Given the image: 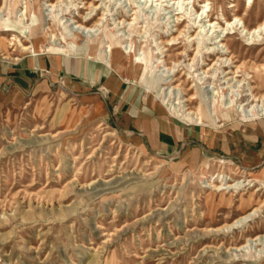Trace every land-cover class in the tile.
Wrapping results in <instances>:
<instances>
[{
	"label": "rangeland",
	"instance_id": "obj_1",
	"mask_svg": "<svg viewBox=\"0 0 264 264\" xmlns=\"http://www.w3.org/2000/svg\"><path fill=\"white\" fill-rule=\"evenodd\" d=\"M85 1L92 0H0V23L13 21L16 29L0 32V64L35 54L21 46L30 45L31 30L41 36L50 27L55 44L64 45L62 37L69 42L66 51H48L46 41L39 54L96 61L70 41L93 42L104 57L110 35L125 55L150 60L155 92L119 76L143 86L153 116L163 112L199 133L168 154L124 128L100 87L62 80L26 94L0 87V264H264V239L235 250L264 235V188L248 184L251 175L264 181V30L248 32L264 20V0H208L206 9L205 0H100L97 10ZM89 12L93 18L84 23ZM177 17L183 35L170 42ZM209 20L220 27H209ZM73 21L92 32L82 35ZM198 31L193 48L204 37L201 48L214 53L221 49L218 36L226 35L230 54L222 58L232 60L226 67L208 69L213 54L208 66H192V51L184 57L187 37ZM167 68L177 79L169 86L162 82ZM177 84L180 91L171 89ZM183 93L198 97L187 102L190 109L202 104L221 122L176 119L173 113L186 108ZM218 175L245 186L216 190ZM255 208L250 221L225 229Z\"/></svg>",
	"mask_w": 264,
	"mask_h": 264
},
{
	"label": "crops",
	"instance_id": "obj_2",
	"mask_svg": "<svg viewBox=\"0 0 264 264\" xmlns=\"http://www.w3.org/2000/svg\"><path fill=\"white\" fill-rule=\"evenodd\" d=\"M60 80L79 89L100 87L106 93L101 94L103 102L114 108L120 124L142 133L160 152H176L178 146L197 138L195 127L180 125L163 112L153 116L156 109L146 102L153 99L143 88L122 80L103 62L64 54H34L0 64V87L9 92L26 94Z\"/></svg>",
	"mask_w": 264,
	"mask_h": 264
},
{
	"label": "bare ground",
	"instance_id": "obj_3",
	"mask_svg": "<svg viewBox=\"0 0 264 264\" xmlns=\"http://www.w3.org/2000/svg\"><path fill=\"white\" fill-rule=\"evenodd\" d=\"M100 0H92L91 2L89 1H85L84 2V5H87L88 7H91V9H95L97 10L99 8V6L96 5L97 2H99ZM152 0H144V3H148ZM187 0H173V5L176 4V5H179L181 3H186ZM250 2H252V0H249ZM208 0H205L204 1V5H203V8H208ZM143 3V2H142ZM172 4V3H171ZM144 5V4H143ZM148 5V4H147ZM49 6H52V5H48ZM146 6V5H145ZM133 10V9H131ZM135 11V10H134ZM136 13V12H135ZM207 17H208V14H207ZM92 15H91V12H89L85 17H84V23L85 22H88V20L92 19ZM34 19V18H33ZM32 19V20H33ZM98 20H102L101 18H99ZM34 21V20H33ZM176 21L178 23V25H176V30L175 32L177 33V36L175 37H172L171 41H177L182 35H183V31L184 30H181L179 29L180 26L184 23V21L181 22L180 18L177 17L176 18ZM209 27H212V28H216L217 27H220L218 25V23H211V21L209 20ZM42 23V21H41ZM73 23H75L77 26V32L81 31V34L84 35L85 33L86 34H90L92 31L87 28V26H84L83 24H78L76 21H73ZM32 24V22H31ZM15 27V22H10V20H2V23H0V32H15L16 29L14 28ZM185 28H187L188 30H191L193 29V26H190L189 24H186L184 26ZM23 28H26V27H23ZM217 29V28H216ZM226 29V28H224ZM261 30H264V20L259 23L257 25V27L251 29V30H248L249 34H254V33H257ZM35 32H38L37 29H35ZM200 32L201 31H198L195 36H188L187 37V40L186 42L188 43L184 50L181 52L184 57H188L190 55V52H194V56L191 57L189 60L191 62V65L193 66V64L195 62H197V65H200V66H203V65H209V63H206L207 61V58L210 57V54H213V56H216V60L213 61V64L211 67H209L208 69H211L213 66H219V67H226V62L229 61L231 62V58H222L223 55H226V54H230V51H229V47L226 43H224V38L226 37V35H222L220 33V35L218 36V45L220 44V50L217 51V53H214V52H209L208 50L207 51H203V49L201 48V44L202 42L204 43L205 40L204 37L201 40V42L197 43V46L193 48V45H191V42H194V40H197V36L200 35ZM42 35L41 36H36L34 34V30H31L30 32V35H31V39L32 41L30 42V45L29 46H25V45H21L23 47V50L24 51H32L34 52L35 54H39L41 53V50H42V46L45 45L46 41L47 42H50V46L48 45V51H66V46L65 45H68L69 42L66 41L65 38L62 37V39L64 40V45H62V43L60 42V44H55L54 41L56 40L59 41V39H57V35L53 32L52 29H50V27L46 28V31H42L41 32ZM61 35L63 36V33H61ZM87 37V36H86ZM107 37L110 39V42L107 46V55H105L104 57L101 56V54H98L97 53V50L96 48L94 47V45H92V43L90 42H87L86 45H81V44H78L76 42V40H73V41H70L73 45V47L75 48L76 52H84L88 57H92L94 55H96L100 60H102V62L105 63V65L110 68V69H114L118 74H124L126 75L127 77V80H134V81H138L142 84H145L148 85L150 84L149 81H148V76H149V73L151 72V63H150V60L149 59H133L131 56L129 55H125V51H121L120 48L121 47H117L115 42L113 41V37L110 36V35H107ZM115 39V38H114ZM50 40V41H49ZM53 40V41H52ZM61 41V40H60ZM224 41V42H223ZM119 43V42H118ZM118 45V44H117ZM125 48V47H124ZM127 50V49H126ZM101 52V51H100ZM56 53V52H55ZM129 53V51H128ZM221 54V56H218L217 54ZM103 54V53H102ZM68 56H71L73 54H70L68 53L67 54ZM117 56H119V58H117ZM74 57H77V56H74ZM80 58V57H79ZM99 60V61H100ZM209 61H212L210 59H208ZM160 63H164V61H159ZM165 66V65H164ZM236 68V71L233 72V73H236L238 72V70L240 69V66H235ZM115 72V73H116ZM203 74H207V69L206 70H203L202 71ZM230 72H227L225 73L223 71L222 74H229ZM166 76V75H165ZM177 79H175V76L173 74V71L171 68H167V76L165 78H163L162 82H163V85H172L174 82H176ZM198 81L195 80V85H193L196 90H198ZM143 87V86H142ZM179 88V91H180V87H179V84L173 86L171 89H178ZM148 90L149 91H153V87L152 85H148ZM167 90V89H166ZM182 90V89H181ZM159 91H160V88H158V90L156 91V93L159 94ZM155 92V91H153ZM182 92H184L182 90ZM181 92V93H182ZM197 92V91H196ZM165 93V92H164ZM163 93V94H164ZM171 93V91H170ZM179 93V92H178ZM162 94V95H163ZM184 94V93H183ZM214 93H212L213 95ZM185 95V96H184ZM182 97L184 102H185V110L184 111H180V112H176V113H173V116L176 118V119H180V121L182 120V122H188V123H194L195 125H202V126H209V125H215L216 123H219L221 122L220 119H219V116L217 113H215L214 115L212 113H210L208 110H206L202 104H200V106H198L196 109L192 110L188 107V104L187 102L189 101H193L195 99H197L198 97L195 95V94H192L191 96L189 97H186V94H184ZM164 96V95H163ZM173 96V95H172ZM171 96V97H172ZM165 97V96H164ZM176 97V96H175ZM251 97H252V101L254 99H256L255 95L251 93ZM163 98V97H162ZM166 98V97H165ZM263 98V97H262ZM170 99V98H169ZM179 99V98H178ZM251 99V98H250ZM162 100V99H160ZM175 100V99H174ZM182 100V101H183ZM167 101V100H166ZM170 101V100H169ZM168 101V102H169ZM251 101V102H252ZM170 103V102H169ZM180 103V102H179ZM249 103V102H248ZM172 104V103H171ZM177 104V103H175ZM250 104V103H249ZM68 106V105H67ZM173 106V105H172ZM171 106V107H172ZM177 107V106H176ZM169 108V107H168ZM181 108V107H180ZM252 108V107H251ZM67 109V108H66ZM171 109V108H170ZM173 109V108H172ZM176 109V108H175ZM251 110V109H250ZM174 111V110H173ZM170 112V110H169ZM175 112V111H174ZM72 115L74 116L75 114V111H71ZM82 113H85L82 111ZM264 113V112H263ZM224 117L228 118L231 117V110L229 111H226L225 113H223ZM259 115V114H258ZM258 115H254V116H251L252 118L253 117H259ZM73 119V117H72ZM73 121V120H71ZM103 124H99V126H102ZM251 177H253L252 179L248 180V184L250 185L252 182H257V183H260V185L264 188V181H261L258 177H256L255 175H251ZM215 178L218 179V181L220 182V185L216 186V190H237V189H240L242 186L244 187L245 184H242V182H233V183H230L229 180L230 178L228 176H225V175H218L216 176ZM209 186H211V184H209ZM259 212V209L258 208H255L252 212L248 213L247 215H244V216H241L239 218H237L235 221H233L232 224L230 225H227L225 227V229H233V228H236V227H240L242 226L243 224H245L246 222L250 221L251 218L253 216H255L257 213ZM260 239H264V235L262 236H256L255 238L253 239H247L246 240V243L242 246H239L237 247L235 250H239V249H243V248H246L247 245H249V242H253L252 244H255L254 242H256L257 240H260ZM249 247V246H248ZM247 247V249H248ZM246 250V249H245Z\"/></svg>",
	"mask_w": 264,
	"mask_h": 264
}]
</instances>
